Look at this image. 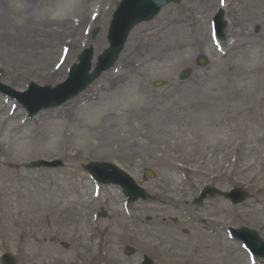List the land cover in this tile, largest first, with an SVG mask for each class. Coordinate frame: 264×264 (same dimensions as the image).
Wrapping results in <instances>:
<instances>
[{"label":"rangeland","instance_id":"374dc122","mask_svg":"<svg viewBox=\"0 0 264 264\" xmlns=\"http://www.w3.org/2000/svg\"><path fill=\"white\" fill-rule=\"evenodd\" d=\"M119 1L0 0V82L18 90L30 82L55 85L89 45L94 64L108 46ZM218 6L219 0L166 4L131 30L111 68L35 116L18 104L13 110L16 102L0 93V255L9 252L19 264H139L142 254L154 264H252L227 228L247 226L264 239V7L226 1L227 53L220 55L210 34ZM168 13L180 25L165 26ZM248 33H259L263 54L249 75L238 70L249 60L225 45L236 39L245 47L248 39L253 49ZM183 68L192 72L181 81ZM117 76L121 82L110 81ZM156 80L164 84L155 87ZM40 158H60L64 166H24ZM92 160L125 169L148 198L127 202L119 186L96 184L81 167ZM145 169L154 174L145 178ZM166 183L177 202L159 200ZM208 184L243 187L249 195L234 206L221 195L194 205ZM101 208L106 216L96 219ZM125 245L135 253L125 255Z\"/></svg>","mask_w":264,"mask_h":264},{"label":"water","instance_id":"95a60500","mask_svg":"<svg viewBox=\"0 0 264 264\" xmlns=\"http://www.w3.org/2000/svg\"><path fill=\"white\" fill-rule=\"evenodd\" d=\"M134 0H124L121 6L119 7L118 11L115 14L114 20L112 21V26L108 33V40L110 46L104 50V52L98 57V63L95 67L94 71L90 74L87 73L88 69L90 68V59L92 56V49L88 48L85 52L82 53L80 56V64L77 67L75 65L71 72V77L68 79L65 89L60 90L61 87L56 88L58 92H61V96L54 101H46L45 103L38 104L36 107L32 108V113L36 112L42 107L52 106L61 103L64 100L74 96L79 91L84 89L87 84H89L94 78H96L103 70L107 69L112 65L114 60L117 58L119 51L121 50L125 38L130 30V28L137 22L141 20L150 19L159 9L161 5L168 1H176V0H156L154 2L155 6L154 9L150 11V13H143L137 14V16H133L130 20H127L133 13H126L125 11L131 5ZM150 0H139L138 1V8H143ZM141 9H137L136 12L140 11ZM225 23L222 20V13L218 14L217 17V28L218 33L222 37V30ZM97 30L93 31V36L96 34ZM200 64H204V59H199ZM78 68V71L76 70ZM76 73L78 75L76 76ZM190 71L188 69L183 70L180 73V78L185 79L189 76ZM161 82H155V85H160ZM40 90L45 91L47 94L54 93L55 90H48L46 88H42ZM34 90H31L27 93H32ZM62 162L58 159L53 161H45V160H38L29 164V166H50V167H57L61 166ZM83 168L88 170L91 174H93L97 179L104 183L112 182L118 183L124 190L125 194L130 197V200H135L138 197L145 198L147 195L140 187L134 184V181L121 169L116 167L113 164L107 162H91L89 164L83 165ZM206 193L213 195L216 193V190L213 188H206L202 193L201 197L197 200L200 201L202 197L205 196ZM228 197H231L234 202H239L243 200L246 194L240 189H233L230 193L225 194ZM104 215V213L102 214ZM241 232L245 234L242 239L248 244V246L254 250L255 252H259V248L264 249V242L258 238L256 233L252 230L242 228ZM248 237V238H247ZM126 253L133 252V249L130 247L125 248ZM2 263L3 264H16L15 260L9 254H4L2 256ZM143 264H152L151 260L145 258Z\"/></svg>","mask_w":264,"mask_h":264},{"label":"bare ground","instance_id":"6f19581e","mask_svg":"<svg viewBox=\"0 0 264 264\" xmlns=\"http://www.w3.org/2000/svg\"><path fill=\"white\" fill-rule=\"evenodd\" d=\"M253 5H255V11H257V8H263L264 7V0H252ZM166 16L167 19H171L167 21V23L165 24V26H170L172 25V23L176 24V25H180L181 23V19H179V16L177 14L171 13V14H167ZM166 19V18H165ZM256 25L258 26V23L255 22ZM71 33L73 35H76L78 33V28H72L71 29ZM242 36V35H241ZM246 38H252L253 39V43L255 45V47L253 49H247V45L250 44L251 42L248 41V39H246V41L244 42L245 47L241 46V49L239 48V45L237 44V40H233L231 41L233 44V46L229 47L228 52H231V54L233 53L234 55L236 54H242L244 56V59H248L249 63L247 65H243L241 68H238V70H242L249 74H253L254 72H257V70L259 69L260 65H261V61L263 58V54L260 48L261 45V37L259 35V33H248L245 34ZM141 44V42L139 43ZM142 46V44H141ZM153 47V46H152ZM247 47V48H246ZM250 48V47H249ZM161 52L160 54H163V52L165 51V49L161 48ZM152 50L154 51V47L152 48ZM46 51V50H44ZM156 51V50H155ZM160 51V50H159ZM147 54V53H145ZM157 58V55H155L154 53L152 55H149L148 59L149 60H155ZM130 71V70H128ZM55 74V73H54ZM118 79L121 82V79L119 78V76L117 77H112L110 81H118ZM167 184V183H166ZM177 191L175 188H170V185L167 184L166 188L164 189V193H161L162 197L159 199L162 203H166V202H177L179 199H177Z\"/></svg>","mask_w":264,"mask_h":264}]
</instances>
